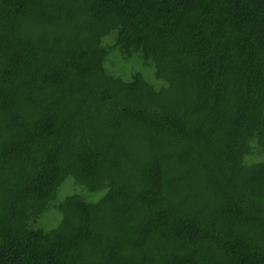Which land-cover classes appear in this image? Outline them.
Instances as JSON below:
<instances>
[{
	"label": "trees",
	"instance_id": "16d2710c",
	"mask_svg": "<svg viewBox=\"0 0 264 264\" xmlns=\"http://www.w3.org/2000/svg\"><path fill=\"white\" fill-rule=\"evenodd\" d=\"M0 264H264V0H0Z\"/></svg>",
	"mask_w": 264,
	"mask_h": 264
},
{
	"label": "rangeland",
	"instance_id": "374dc122",
	"mask_svg": "<svg viewBox=\"0 0 264 264\" xmlns=\"http://www.w3.org/2000/svg\"><path fill=\"white\" fill-rule=\"evenodd\" d=\"M74 187V186H73Z\"/></svg>",
	"mask_w": 264,
	"mask_h": 264
}]
</instances>
